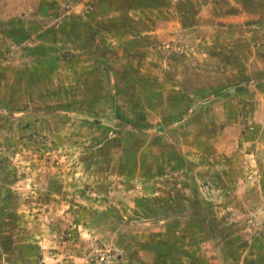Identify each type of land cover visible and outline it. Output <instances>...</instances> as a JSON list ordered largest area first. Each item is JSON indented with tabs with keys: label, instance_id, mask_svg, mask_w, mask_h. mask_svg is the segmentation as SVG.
I'll list each match as a JSON object with an SVG mask.
<instances>
[{
	"label": "rangeland",
	"instance_id": "1",
	"mask_svg": "<svg viewBox=\"0 0 264 264\" xmlns=\"http://www.w3.org/2000/svg\"><path fill=\"white\" fill-rule=\"evenodd\" d=\"M261 5L0 0V264H264Z\"/></svg>",
	"mask_w": 264,
	"mask_h": 264
},
{
	"label": "crops",
	"instance_id": "2",
	"mask_svg": "<svg viewBox=\"0 0 264 264\" xmlns=\"http://www.w3.org/2000/svg\"><path fill=\"white\" fill-rule=\"evenodd\" d=\"M243 4L244 2L241 1ZM260 9H263L264 6L261 5L259 6ZM258 7V8H259ZM261 11V10H259ZM255 18V17H254ZM252 18V20L254 19ZM233 21H238V20H233ZM255 22H261V23H254L253 26H251V28H249L250 31H253L255 33L259 32L260 30L264 31V21L261 20H254ZM178 26L181 29V25L178 24ZM260 27H262V29H260ZM196 31V30H194ZM185 32H182V36L184 35ZM187 35V34H186ZM211 37V36H210ZM199 42H201V40H199ZM198 43V42H197ZM203 44H205V42H203ZM208 45H210V43L208 42ZM258 45V49H255L254 52H252L251 48H250V53L248 49H246L244 51H238L236 52L235 50H231L229 48H215L216 50H212V53L209 54V57L214 56L219 58L221 60L220 66H221V70L225 71L226 74H224L223 78L219 79V83L215 84L216 81L218 80V77H213L212 75L215 74L216 72H212V71H206L209 73H212L210 78H206L205 84L201 85L203 88H205L207 91L213 89L214 93L213 95L215 96H220V91H222L224 89V91H227L228 93H232L231 91V85L230 82L235 84L234 88L235 90H237L239 87H244L245 89H248L250 91H254L256 95L262 97V95H264V93L262 91H264V39H262V42L257 43ZM258 52V53H257ZM251 54V55H250ZM211 55V56H210ZM238 55V56H236ZM251 56L252 58L256 57L257 55L260 57V59H258V61L252 65V63H247L246 61V57L247 56ZM206 57L207 54H201V53H195L194 51V65H197V61H196V57L197 59H202V57ZM240 56V57H239ZM234 57H238V63L236 64H231V60L234 59ZM244 57V60H243ZM241 61V62H240ZM235 62V61H234ZM240 62V63H239ZM205 67V66H203ZM215 66H212V64L208 67L209 69H214ZM199 70H203L200 69V67H196L194 68V71H199ZM217 73H221V72H217ZM238 85V86H236ZM195 90L198 88L197 85L194 86ZM254 89V90H252ZM261 92V93H260ZM233 94V93H232ZM262 105V104H261Z\"/></svg>",
	"mask_w": 264,
	"mask_h": 264
}]
</instances>
